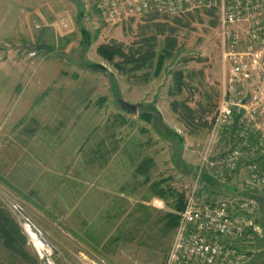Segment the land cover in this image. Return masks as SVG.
<instances>
[{
	"label": "rangeland",
	"instance_id": "rangeland-1",
	"mask_svg": "<svg viewBox=\"0 0 264 264\" xmlns=\"http://www.w3.org/2000/svg\"><path fill=\"white\" fill-rule=\"evenodd\" d=\"M217 15L216 9L181 16L148 13L107 26L92 0H0V113L13 109L69 113L40 118L46 124L63 122L56 133H48V128L27 132V118L19 119L13 129L16 118L0 119V173L17 177L20 188L0 181V207L17 227L12 242L0 237V264H48L24 232L25 221L49 243L55 264H80L84 259L163 264L173 235L161 221L175 203L168 191L184 197L220 92ZM80 28L92 38L86 49ZM169 28H174L176 54L146 82L137 80L142 71L121 74L95 50L110 41L136 48L153 35L158 50L163 43L158 31ZM40 43L55 48L50 56L42 49L35 58H24L33 44ZM91 63L104 65L106 71H92L86 67ZM178 71L187 78L184 93L175 81ZM118 98L135 104V113L124 111ZM181 103L201 117L196 126L184 125ZM150 104L161 119L154 121L160 128L183 136L179 157L191 174L178 172L171 142L138 117ZM12 138L18 141L17 148L9 142ZM72 178L87 183L67 192ZM151 197L162 199L165 207L153 208L148 203ZM256 247L259 251L245 264H264V239Z\"/></svg>",
	"mask_w": 264,
	"mask_h": 264
},
{
	"label": "built area",
	"instance_id": "built-area-1",
	"mask_svg": "<svg viewBox=\"0 0 264 264\" xmlns=\"http://www.w3.org/2000/svg\"><path fill=\"white\" fill-rule=\"evenodd\" d=\"M92 3L107 26L148 13L181 16L217 10L220 92L195 173L183 188V206L163 264H245L264 239V0ZM36 54L32 49L26 56ZM149 203L156 209L165 207L158 197ZM22 227L39 258L55 264L49 243L27 221ZM80 264L105 263L84 259Z\"/></svg>",
	"mask_w": 264,
	"mask_h": 264
},
{
	"label": "trees",
	"instance_id": "trees-1",
	"mask_svg": "<svg viewBox=\"0 0 264 264\" xmlns=\"http://www.w3.org/2000/svg\"><path fill=\"white\" fill-rule=\"evenodd\" d=\"M79 14L80 16L82 15L81 10H79ZM214 24L215 22L212 23V25ZM79 30L82 34V48L86 49L91 44L92 38L83 28H80ZM158 32L161 36H163V43L158 50H156L157 39L156 36L153 35L152 37L141 40L136 48L132 46L125 48L122 43H117L116 41L99 43L96 46V52L104 60L111 63L121 74L129 75L135 74L138 71H142L143 73L137 77V80L146 82L151 76H157L162 71L166 59L172 58L176 54L177 42L174 35V28L160 29ZM32 48L36 49V45H33ZM86 67L92 69V71L95 72L106 71L105 66L100 63H91ZM150 69H152V73L148 71ZM175 81L179 90H181V86L187 88L181 71L175 73ZM103 100L104 98L101 97L99 102ZM181 105L182 111L184 113V115L182 114L181 120L183 121L184 125L189 128L196 126L197 118L201 117H199L195 110L187 104L181 103ZM155 111L156 110L154 106L150 104L144 110L138 112V117L144 122L151 124V126H155L157 129L154 127L153 128L158 131L159 135L171 142V159L174 161L175 168L178 170V172L191 174V172L195 171L196 168L191 171V169L188 168L179 157V152L182 150V144L184 141L183 137L165 126L160 128V125H158L157 122H154L161 121L158 114H154ZM168 192L173 197L175 203L172 206V211H168L163 214L161 221L162 227L172 231L173 233L178 222L177 212L180 211L183 206V196L181 193H175L172 191V189H169ZM156 194L162 195V191H157ZM261 224L264 230V219L262 218ZM14 228L17 227L9 217L7 210L0 207V237L6 239L7 242L8 240H11L12 242V240L15 238L13 234L15 230Z\"/></svg>",
	"mask_w": 264,
	"mask_h": 264
},
{
	"label": "crops",
	"instance_id": "crops-1",
	"mask_svg": "<svg viewBox=\"0 0 264 264\" xmlns=\"http://www.w3.org/2000/svg\"><path fill=\"white\" fill-rule=\"evenodd\" d=\"M33 45H37V44H33ZM52 46V45H51ZM53 47V46H52ZM54 48V47H53ZM35 49V48H33ZM55 49V48H54ZM32 50V49H31ZM37 51V53H39L40 50L38 49H35ZM44 50V49H43ZM96 50V49H95ZM46 53H45V56H50L52 52H48L46 50H44ZM54 51V50H53ZM27 52L25 53L24 55V58H28L27 56ZM35 58V57H33ZM33 58H28V59H33ZM183 79L185 82L186 81V76L183 75ZM186 86H188V84L186 83ZM186 88H184V86H181V92H183ZM184 93V92H183ZM125 111V110H124ZM127 112V111H126ZM135 113V112H134ZM69 114V113H67ZM64 111H52V110H39V109H22V110H19V109H13V110H10V111H7V112H1L0 113V119L3 117V118H7V117H12V118H16L17 120L12 122L11 123V126H10V129H13V128H16L17 125L21 122L19 119L21 118H27L29 121L27 122V127L26 130L27 132L29 133H33V134H37V133H42L44 132V128H48L49 131H47L48 133H56L57 131H59L62 126H63V122L61 121H53L50 120L48 122V124L45 123V121H41L40 118H44V117H48V118H58V117H66L67 115ZM26 130H23V132H26ZM146 130V129H145ZM178 131V130H177ZM9 132V131H8ZM7 132V133H8ZM6 133V134H7ZM11 133V132H10ZM17 133V132H16ZM178 134L179 131L177 132ZM181 135V134H180ZM182 136V135H181ZM183 137V136H182ZM184 139V138H183ZM6 142L8 143V138H6ZM11 142V144H14L13 146H16L15 148H17V146L19 145L18 141H14L13 138H12V141H9ZM183 144H184V141H183ZM12 162H6V165H11ZM17 165V163L15 164V166ZM8 174L10 175V173L6 172V173H0V181L1 182H4L8 185H10L11 187L13 186L14 189H17L19 190L20 188H18V178L17 177H11L8 176ZM16 176V175H15ZM76 180L78 179H71L69 182H67V187H66V191L67 192H76L78 189H77V185L80 184V185H83L84 183H87L86 181H81L79 180V182H77ZM96 187V186H95ZM97 188V187H96ZM31 192V195H33L34 193V189H31L30 190ZM121 192L118 191V194L117 195H120ZM35 195V194H34ZM123 195V193H122ZM36 196V195H35ZM28 198H30V194L27 195ZM152 198V197H151ZM150 198V199H151ZM149 199V200H150ZM149 203V202H148Z\"/></svg>",
	"mask_w": 264,
	"mask_h": 264
},
{
	"label": "water",
	"instance_id": "water-1",
	"mask_svg": "<svg viewBox=\"0 0 264 264\" xmlns=\"http://www.w3.org/2000/svg\"><path fill=\"white\" fill-rule=\"evenodd\" d=\"M36 49H44L48 52H53L54 48L47 44V43H40L36 45ZM117 102L121 106V108L129 113H134L136 111L137 106L135 104L129 103L125 101L124 99L118 98Z\"/></svg>",
	"mask_w": 264,
	"mask_h": 264
},
{
	"label": "bare ground",
	"instance_id": "bare-ground-1",
	"mask_svg": "<svg viewBox=\"0 0 264 264\" xmlns=\"http://www.w3.org/2000/svg\"><path fill=\"white\" fill-rule=\"evenodd\" d=\"M30 235H31V237H33V236H34V234H33V233H30Z\"/></svg>",
	"mask_w": 264,
	"mask_h": 264
}]
</instances>
